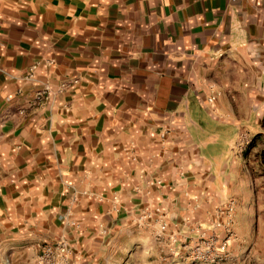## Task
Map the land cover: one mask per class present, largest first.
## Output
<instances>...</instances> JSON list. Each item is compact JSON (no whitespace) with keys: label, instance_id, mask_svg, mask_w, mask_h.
<instances>
[{"label":"crops","instance_id":"obj_1","mask_svg":"<svg viewBox=\"0 0 264 264\" xmlns=\"http://www.w3.org/2000/svg\"><path fill=\"white\" fill-rule=\"evenodd\" d=\"M263 85L264 0H0V264L182 221Z\"/></svg>","mask_w":264,"mask_h":264},{"label":"rangeland","instance_id":"obj_2","mask_svg":"<svg viewBox=\"0 0 264 264\" xmlns=\"http://www.w3.org/2000/svg\"><path fill=\"white\" fill-rule=\"evenodd\" d=\"M250 94L251 106L238 110L252 111L251 117L221 125L227 138L216 146L214 185L198 188L182 221L170 228L159 216L151 232L139 235L138 243L127 239L128 248L111 251L105 264H264V85ZM63 243L65 253L59 250ZM47 246L55 249V261L42 254L43 262L69 264L72 248L66 239L46 245L43 253Z\"/></svg>","mask_w":264,"mask_h":264},{"label":"built area","instance_id":"obj_3","mask_svg":"<svg viewBox=\"0 0 264 264\" xmlns=\"http://www.w3.org/2000/svg\"><path fill=\"white\" fill-rule=\"evenodd\" d=\"M213 98H211L210 100H212ZM165 228V226L163 227ZM59 250L63 253L68 251V247L67 244H61L59 246ZM43 256L46 257L44 259L46 260H51L52 262L55 261V249H53L51 246H47L45 249V253H43ZM65 256V255H64ZM67 258V257H66ZM65 259V258H64Z\"/></svg>","mask_w":264,"mask_h":264}]
</instances>
